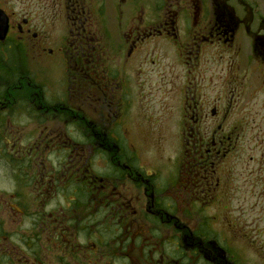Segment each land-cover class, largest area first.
Returning <instances> with one entry per match:
<instances>
[{
    "label": "flooded vegetation",
    "instance_id": "obj_1",
    "mask_svg": "<svg viewBox=\"0 0 264 264\" xmlns=\"http://www.w3.org/2000/svg\"><path fill=\"white\" fill-rule=\"evenodd\" d=\"M9 3L0 264H264L230 255L264 252V0H51L16 19ZM139 77L179 94L164 181L121 125ZM251 206L259 227L239 222Z\"/></svg>",
    "mask_w": 264,
    "mask_h": 264
},
{
    "label": "rangeland",
    "instance_id": "obj_2",
    "mask_svg": "<svg viewBox=\"0 0 264 264\" xmlns=\"http://www.w3.org/2000/svg\"><path fill=\"white\" fill-rule=\"evenodd\" d=\"M3 1L10 2L9 4L14 8V19L19 14V8L22 9V14L27 13L32 18L37 15L42 17L48 12L47 6L51 2V0H25L30 5L26 8L27 10H23L20 0ZM57 25V32L59 33L63 30L64 26L61 22L57 23ZM48 28L50 29L51 27L48 26ZM26 57L28 58L25 66L26 69L40 67L48 72V66H39L31 59L30 55ZM145 77L146 80H151L154 76L147 75ZM155 87H157V91ZM138 94L142 97V103H138L136 108H132L128 116H124V122L121 125L128 132L130 143L137 150L145 171L152 173L155 170L160 176L159 181H164L171 175L172 170H176L177 166L182 164L181 141L178 133V115L181 112L180 103L178 102L179 94L177 91H174L171 95L172 99L174 98L176 101L167 99L168 94L164 92L161 85L153 86L152 84H147L141 77H139ZM150 96H152L151 100L148 101ZM146 97H148V100H146ZM107 112L108 109L105 108V114ZM113 125L114 123L105 122L107 129ZM1 184L0 181V186ZM2 193H6V191ZM251 208L252 212L248 217L240 219L239 222H249V226L259 227V212L257 208L253 206ZM250 229L252 230V228ZM230 255H232L231 258L239 260L262 261L264 259V252L257 248L230 251Z\"/></svg>",
    "mask_w": 264,
    "mask_h": 264
},
{
    "label": "water",
    "instance_id": "obj_3",
    "mask_svg": "<svg viewBox=\"0 0 264 264\" xmlns=\"http://www.w3.org/2000/svg\"><path fill=\"white\" fill-rule=\"evenodd\" d=\"M7 19L0 13V38H3L6 32Z\"/></svg>",
    "mask_w": 264,
    "mask_h": 264
}]
</instances>
